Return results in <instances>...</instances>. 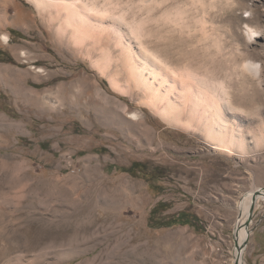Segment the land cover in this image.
Wrapping results in <instances>:
<instances>
[{"label": "rangeland", "instance_id": "374dc122", "mask_svg": "<svg viewBox=\"0 0 264 264\" xmlns=\"http://www.w3.org/2000/svg\"><path fill=\"white\" fill-rule=\"evenodd\" d=\"M129 63L166 79L178 123L140 107ZM258 188L264 0H0V264H264L263 199L235 229ZM158 203L196 229L155 226Z\"/></svg>", "mask_w": 264, "mask_h": 264}, {"label": "bare ground", "instance_id": "6f19581e", "mask_svg": "<svg viewBox=\"0 0 264 264\" xmlns=\"http://www.w3.org/2000/svg\"><path fill=\"white\" fill-rule=\"evenodd\" d=\"M62 8H67V3L64 2L60 4ZM4 40H7V36L3 35L1 37ZM147 68L145 64L143 66H138L135 64L129 63L128 69L130 74L131 82L136 90H140L143 94L144 99H142L139 104L140 107L148 109L149 113L154 112L160 119L166 121L167 123H178L179 117L181 114V107L178 103L177 99L167 96L171 87L168 86L166 79L159 81L157 78V73L153 69H149L147 73H145L144 69ZM164 102V104H163ZM147 117L151 118L148 112ZM128 117L133 120H138V112L137 111H129ZM212 122L207 125V132L209 135L213 136L212 139L229 136L228 127L226 119L220 114V111H215L212 113ZM212 125H218V131H214ZM139 134L144 136L146 140H149V132L147 128H139ZM214 149L220 148L221 150H226V148L221 146H212ZM261 189V193L257 195V199L264 200V188ZM254 191V190H253ZM253 191L249 192L248 195L244 198L242 202V211L241 215L236 223L235 229L237 231V241H241L245 234V226L244 222L247 218L249 207L251 204V198ZM242 248L241 246H236L232 251L233 264H246L241 255Z\"/></svg>", "mask_w": 264, "mask_h": 264}, {"label": "trees", "instance_id": "16d2710c", "mask_svg": "<svg viewBox=\"0 0 264 264\" xmlns=\"http://www.w3.org/2000/svg\"><path fill=\"white\" fill-rule=\"evenodd\" d=\"M8 61L13 62L12 58ZM141 163L138 161L132 162L129 166H115V168L122 172H127L134 175L133 170L140 168ZM161 203L156 204L151 210L149 214V220L155 221L157 220L156 214L158 213V208L160 207ZM154 219V220H153ZM157 224L155 226H170L173 224H187L193 226L196 229L197 218L194 213L188 211H181L177 215L171 216L166 220H157Z\"/></svg>", "mask_w": 264, "mask_h": 264}, {"label": "water", "instance_id": "95a60500", "mask_svg": "<svg viewBox=\"0 0 264 264\" xmlns=\"http://www.w3.org/2000/svg\"><path fill=\"white\" fill-rule=\"evenodd\" d=\"M261 192H262L261 189H257V190L253 191L252 198H251V204H250L249 211H248V215H247V218H246V220L244 222V223H246L245 225H247L249 223L250 219H251L250 216H251V214L253 212V207H254L255 201L257 200V195H259ZM245 240L242 242V244H241L242 246L245 245ZM236 245H237V242H236Z\"/></svg>", "mask_w": 264, "mask_h": 264}]
</instances>
